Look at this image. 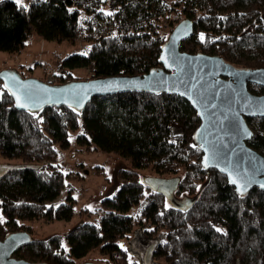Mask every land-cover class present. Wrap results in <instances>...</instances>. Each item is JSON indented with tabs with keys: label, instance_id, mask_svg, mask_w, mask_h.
Masks as SVG:
<instances>
[{
	"label": "trees",
	"instance_id": "16d2710c",
	"mask_svg": "<svg viewBox=\"0 0 264 264\" xmlns=\"http://www.w3.org/2000/svg\"><path fill=\"white\" fill-rule=\"evenodd\" d=\"M105 3L0 1V51L19 52L31 32L46 41L78 39L90 46L61 62L56 84L70 81L67 71L75 68L89 69L91 79L141 76L160 66L166 41L160 21L184 16L194 27L193 37L179 46L182 53L217 55L238 69L264 68V0H112L111 14L102 11ZM248 88L264 93L262 87ZM247 123L257 127L248 146L264 157V119ZM198 125L188 102L165 93L101 96L82 111L19 112L0 82V156L23 164L0 177V240L31 233L27 221L70 220L71 195L68 203L58 204L64 177L54 145L67 149L69 133L79 130L78 145L115 152L129 159L133 170L120 171L121 186L114 197L103 199L98 224H82L64 237L33 239L18 249L20 259L30 255L46 264H76L96 248L102 258L96 263L139 264L129 253L134 240L128 238L127 251L117 241L140 226L147 242L153 238L151 264H264V192L255 188L238 196L225 176L203 170L192 142ZM145 168L158 177L179 175L174 197L186 196L193 201L190 208L179 210L145 187L138 172ZM133 206L136 218L126 214ZM142 248L137 244L135 253Z\"/></svg>",
	"mask_w": 264,
	"mask_h": 264
},
{
	"label": "water",
	"instance_id": "95a60500",
	"mask_svg": "<svg viewBox=\"0 0 264 264\" xmlns=\"http://www.w3.org/2000/svg\"><path fill=\"white\" fill-rule=\"evenodd\" d=\"M193 27L187 18L178 23L161 46L160 66L141 76L97 78L51 86L3 70L0 82L13 99L14 109L29 113L55 107L82 111L93 98L120 93L176 95L188 102L199 120L192 142L201 152L203 170L206 173L215 170L225 176L228 186L238 196H245L255 188L264 192V157L247 143L253 137L247 120L264 119V93L255 95L248 86L264 88V68L238 69L217 55L182 53L179 46L193 37ZM5 171V167H0V177ZM180 181L179 177H146L143 183L175 208L186 210L193 201L177 202L174 197ZM32 241L26 232L8 234L0 240V264H46L14 258L18 249ZM153 250L154 245L145 251L142 260L139 258V264H151Z\"/></svg>",
	"mask_w": 264,
	"mask_h": 264
},
{
	"label": "rangeland",
	"instance_id": "374dc122",
	"mask_svg": "<svg viewBox=\"0 0 264 264\" xmlns=\"http://www.w3.org/2000/svg\"><path fill=\"white\" fill-rule=\"evenodd\" d=\"M12 1L16 3V0ZM27 2L28 0H22L21 5H25ZM111 2L112 0H106L102 9L104 13L111 14L114 11ZM183 19H185L184 16H177L171 20H161L158 25L160 27V34L167 40L172 30ZM89 46L90 42L80 41L78 39L72 41L63 40L62 42L53 40L46 41L40 38L35 32H31L25 40V46L19 52L6 53L0 51V71H13L25 79L34 78L51 86L59 85L56 84L58 80L56 74L60 72L61 62L74 54H85V50ZM63 71H67V69H63ZM67 72L71 74L70 81L68 82L87 81L91 79L89 69L75 68ZM249 127L251 131L257 130V127L253 124ZM78 132L79 130L69 133L68 140L70 144L67 149H61L58 145H54L55 150L58 151L55 164L63 173L64 177V189L60 194L58 204L68 203V197L71 195L73 202L71 218L68 221L55 220L49 223L44 220L24 222L23 224L28 227L31 233L27 231L22 232L29 233L31 239L48 240L51 236L64 237L74 228L82 224H98L104 216L103 199L114 197L121 186V181L119 180L120 171L133 170L130 160L121 157L115 152L110 153L95 150L92 145H89L88 149L84 145H78L75 140ZM22 166V162L18 159L9 160L0 156V167L2 168L5 167L8 170H13L14 168H21ZM138 172L139 180L142 182H144L146 177H158L149 168L142 169ZM178 177L179 175L159 178L167 179ZM175 200L179 202L187 200V198L186 196L180 195ZM137 211L138 207L133 206L126 214L136 218ZM139 230L142 231V228L137 226L133 233H127L126 239H119L117 241L118 246L127 251L129 247L128 238H130V242L134 240L132 246L129 248V253L136 261L139 258L142 260L145 251L154 245L152 243L153 238H150V241L147 242L148 238L138 233ZM137 244L144 247V249L139 250L140 252L138 251L141 257H137L138 253L134 251ZM146 246L147 248H145ZM62 247L68 250L65 239L62 240ZM14 258L17 260L20 259L19 255L17 256L16 254ZM101 259L98 249L95 248L94 251L87 253L81 260L76 261V264H83L84 262L95 263ZM23 260L27 262H38L35 257L30 255L26 256Z\"/></svg>",
	"mask_w": 264,
	"mask_h": 264
},
{
	"label": "snow or ice",
	"instance_id": "6c2138e0",
	"mask_svg": "<svg viewBox=\"0 0 264 264\" xmlns=\"http://www.w3.org/2000/svg\"><path fill=\"white\" fill-rule=\"evenodd\" d=\"M16 3H17L18 5H21V4H22V0H16ZM161 59H164V57H161ZM20 106L23 107V105H20ZM249 135H250V133H249ZM232 182L235 183L236 181L233 180ZM0 222H2V221H0ZM217 231H221V229H217Z\"/></svg>",
	"mask_w": 264,
	"mask_h": 264
},
{
	"label": "flooded vegetation",
	"instance_id": "af4514ba",
	"mask_svg": "<svg viewBox=\"0 0 264 264\" xmlns=\"http://www.w3.org/2000/svg\"><path fill=\"white\" fill-rule=\"evenodd\" d=\"M137 257H140V254H138V256Z\"/></svg>",
	"mask_w": 264,
	"mask_h": 264
}]
</instances>
